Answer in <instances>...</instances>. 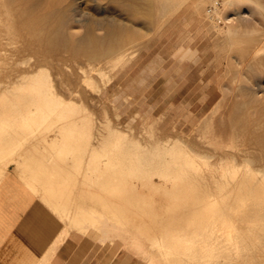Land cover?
<instances>
[{
    "label": "rangeland",
    "instance_id": "1",
    "mask_svg": "<svg viewBox=\"0 0 264 264\" xmlns=\"http://www.w3.org/2000/svg\"><path fill=\"white\" fill-rule=\"evenodd\" d=\"M150 1L151 8L149 0L135 8L134 0H0V80L42 74L22 89L0 85V176L9 162L17 174L54 184L51 194H61V205L54 211L36 194L39 207L59 228L72 227L67 245L78 253L76 264H151L122 234L113 240L98 232V219L114 227L148 221L162 250L181 264L200 251L192 238L219 235L236 245L247 231L249 244L227 249L218 263L247 264L250 256L249 264H264V217L257 214L264 194L250 199L248 191V199L243 189L222 187L238 173L205 169L212 160L205 156L243 147L235 122L239 103L251 96L240 89L264 86V49L254 57L251 41L264 31V0L225 2L214 19L206 11L215 8L210 0L203 11L197 0H170L166 8L160 7L166 0ZM66 6L79 7L84 19L70 21L66 35L86 34L87 20L113 21L125 32L121 51L92 61L62 51V59L44 60L39 50L46 52V44L37 40L48 30L42 21L53 14V22ZM91 32L103 36L106 30L94 24ZM31 93L39 103L31 104ZM180 156L196 157L194 172L192 162L188 168L193 177L187 166L182 171ZM81 213L93 233L72 226ZM34 224L35 233L46 232L39 220Z\"/></svg>",
    "mask_w": 264,
    "mask_h": 264
},
{
    "label": "bare ground",
    "instance_id": "2",
    "mask_svg": "<svg viewBox=\"0 0 264 264\" xmlns=\"http://www.w3.org/2000/svg\"><path fill=\"white\" fill-rule=\"evenodd\" d=\"M118 1L124 2L125 0H118ZM141 1H143V0H134L135 8H140V6H142ZM149 2L150 3L147 2L148 3L147 7L151 8L153 3L150 0H149ZM210 2H211V5H213L212 7H215V8L214 9L213 8L207 9L206 11H207L209 17L214 19V16H213L214 13H219L218 9H220V6H222L223 3H225V2L226 3H232L233 1L231 2V0H210ZM168 3H170V0H166V3H164L160 7L166 8ZM196 3H198L197 5L201 9V11H203L205 0H197ZM78 9H79V7L71 9L70 6H66V7L59 9V11L57 13V19H55L53 22H50V19H51L53 14L47 15L43 19L42 24L44 27L42 30H45V31H46V29H48V30L46 31V33L42 32L39 35L37 40L45 42V44H46V52H42L41 50H39L40 54L45 56L44 60H46L47 57L53 58L56 60L62 59L61 58V52L62 51L71 52L75 57H80L81 55L85 56L90 61L99 60V59H106L109 55H111L115 52L117 53V52L121 51V49L124 45V42H125V38H124L125 32H124L122 26H119V24L118 25L115 24L113 21L102 20V19L87 20L86 23L84 24L87 28L86 34L78 37L77 39H73L71 36L66 35L65 27L70 23V21L73 20V21H76L78 23H83V21H84L83 18H81L80 16H77L78 12H79ZM226 18H227V16H226ZM234 19L235 18H231V17L227 18V20L229 22H233V23H234ZM193 21L198 23L194 17H193ZM94 24H96L98 27H100L102 29H105L106 33L103 36H99V35L92 33L91 31L93 30ZM216 26H218V25H216ZM219 26H221V25H219ZM222 30L224 31V28L221 29V31ZM227 31H229V29H227ZM261 31H259V34ZM242 36L244 37V35H241V37ZM251 41L254 43L252 53L254 54V57H255V55L259 54L264 49V47L261 48V44L264 43V31L260 35H258V37L252 39ZM42 45H43V43H42ZM183 47H185V46H183ZM182 50H183V48H181V51ZM246 50L247 49L241 48V54H243V56H245V53L247 52ZM248 50H249V48H248ZM263 54H264V52H263ZM250 61H252V60H250ZM259 61L262 65H264V57L259 59ZM39 62L40 61H38L36 63V66L40 67ZM250 64H251V62H250ZM255 64H256V62H255ZM250 69H251V67H250ZM39 71H37L36 73H33L32 75L21 74V76L14 78V79H13V77L11 78L10 75L6 76L7 80H5V81L0 80V85H5V87H7V89H11L12 87H15L16 85L19 84L21 89L25 88V87H27L26 86L27 80H33V79L35 80V79L40 78V76L42 74H41V70H39ZM242 73H243V71H242ZM242 73H241V78H242ZM245 77H247V76H245ZM247 78L245 80H247ZM241 86H243V84ZM256 86H254V87H256ZM224 87H226V86H224ZM240 93L242 96H245V97L247 95L251 96V98H249L247 100H243V101H241V103H239L238 108L240 109V111L237 115L236 122H235L236 126H237L236 128H237L238 134H239V136L241 135L240 137H242L241 139H242L243 147H242V145H240L237 148V152H235V153L224 151L222 153H218L217 156H215V154H209L208 156L204 155L205 157H209V158L212 157V160H209L207 162V164L205 163L207 166L205 164L204 165H205V169H206V167L213 168V169H214V167H219V168L228 167V168H230L232 170V173L233 172L238 173L239 176H238V178L234 179V181H233V179L229 180V178L227 179V181L221 180V181H223V182H221L222 187L223 188L232 187V188H234L233 190L243 189V190H241V194L245 195V197L247 196L246 198H248V199H249V196H250V199L254 196H256L257 198L258 197L260 198V195L264 194V86L258 85V87L255 89H251L250 87H242L240 89ZM240 93L238 96H240ZM29 99H30L31 104L39 103V101L36 100V95L34 93H31L29 95ZM68 106L72 109L74 107V104L68 103ZM12 119H14V117H12ZM9 121H11V118L8 120V122ZM201 124L202 123H199L198 126L200 127ZM10 133H12V132L8 133V131H7V133H5V134H8V137H9ZM177 152H180V151H177ZM195 153L197 155H200V154H198V152H195ZM184 156L186 157V155H184ZM178 158L181 159V156L177 157V159ZM182 158L184 161L183 162L181 159L183 164L186 161V164L184 166H182V168H183L182 171L184 172V167L187 166L186 167L187 169L185 168L186 173H187L189 166L191 167L192 165H193L192 169L189 168V170L193 171V169H194L193 161L196 159V157L191 156L190 161H188V159H186V158L184 159V157H182ZM179 162L177 163L178 164L177 166L181 167ZM191 162H192V165H190ZM187 163L189 165H187ZM159 166L161 167V165H159ZM175 168H178V167H174V169ZM179 168L177 170H179ZM228 168H226V170ZM1 169L3 172L0 176V182L8 173H10L11 171H14V167L12 166V164H9V162H6L5 164H3ZM195 169H197L196 172H197V176H198V171H200V170L196 166H195ZM189 170H188V172H189ZM207 170H208V168H207ZM209 170H211V169H209ZM229 171H227L226 178H227V175L229 176ZM262 172H263V174H262L263 177L258 178L257 177L258 173L260 174ZM189 173H190V175L192 174L191 172H189ZM18 175L20 177L22 176L20 173H18ZM193 175H191V176L193 177ZM223 176H221V177L223 178ZM21 178L25 181V184L35 194H37L40 197V199H42L48 203H51L53 206H55L54 211H56V208H57L56 206L60 204L59 199L61 198V194H56V193L51 194L52 188L54 189V187H53L54 184L52 182L44 181L41 178H38L36 176L35 177H26V176L24 177V176H22ZM197 179H198V177H197ZM205 180H208V179H205ZM209 180H210V178H209ZM203 181L204 180H202L201 182H203ZM198 182H199V180H198ZM209 182H208V184H209ZM214 184H215V181H214ZM217 185H219V183H217ZM248 191H249V196H248V194L247 195L245 194ZM243 195H242V197H243ZM210 197L212 199L213 195L208 196V198H210ZM47 205H49L51 207L50 204H47ZM58 210H57V212H58ZM257 214L259 216L264 217V210L263 209L257 210ZM78 215L80 217H75V218L70 220L71 224H73L72 226L73 227L76 226L77 228L81 229L84 232H87V231L91 232V230H92L91 233H93L94 227L91 229V227L86 226L88 220L81 217V215H84V214L81 213ZM65 216L69 217L70 214L68 213ZM96 216H98V215H95L94 217L96 218ZM124 218L127 219L126 217H124ZM129 219H131V218H129ZM119 220H121V219H119ZM117 221H118V219H117ZM128 221L120 222L121 224L119 226L115 224V227H114L113 224L112 225L109 224L110 220L108 222L106 220L98 219L97 229H99L98 232L100 231L102 235H105L104 237H108V238L111 237V239H113V240H115V237L117 235L122 234L128 240V245H129L128 247H133L131 249L132 252L134 251L133 249H136L139 254L141 253L144 255V256H142V259H144V257H146L147 260H149L151 262V264H181L182 263V261H176V260L172 259L169 256V252L166 248L163 247L164 250L166 249V252L162 250V245L160 244V238L161 237L156 236V235H158L157 234L158 230L156 229V227H153L154 225L153 226L147 225L149 223L148 221H147L148 223L145 222L144 224L142 223L141 225H139V224L133 225ZM137 221H139V219H137ZM96 223H97V221H96ZM96 223H95V225H96ZM99 223L101 225H99ZM71 228L72 227H69V225L66 223L64 231H63V235H62V240L68 238L70 231H71ZM156 231H157V233H156ZM98 232H96V233H98ZM245 232H244V234H242L240 236V238L242 239V241H240V244H236V245L231 244L230 241L228 242V240H230L231 237L227 238V237H223V236H219V235H216V236L211 235V236H208L206 238H200V239L192 238L190 240V245L195 247V250L200 249V251L198 250L199 252H195L194 254L188 255L189 257H187V259L185 258L183 263H185V264H220V263H218L220 260L219 258L225 253V251L227 249L232 248V250H233V247H236L240 250V248H242V247L245 248L247 246V244H249L248 243L249 235H247V231H245ZM96 233H94V235L100 236V233H99V235ZM123 236L122 237L119 236V237L123 238ZM117 238H118V236H117ZM126 239H125V241H126ZM148 240L153 241L152 245H150L151 242L148 243L149 242ZM119 242H121V241H119ZM192 246L190 248H192ZM251 246H252V244H251ZM155 247L156 248L158 247V250H156ZM188 247H189V245H188ZM129 251H130V249H129ZM134 253H135V251H134ZM137 256H139V255H137ZM140 257H138V258H140ZM249 259H250V256H249ZM249 259L247 261V264H249ZM235 260H237V259H235ZM243 261L245 262V260H243ZM253 262H254V260H253ZM234 264H235V262H234ZM238 264H240V262H238Z\"/></svg>",
    "mask_w": 264,
    "mask_h": 264
},
{
    "label": "crops",
    "instance_id": "3",
    "mask_svg": "<svg viewBox=\"0 0 264 264\" xmlns=\"http://www.w3.org/2000/svg\"><path fill=\"white\" fill-rule=\"evenodd\" d=\"M18 176L11 171L0 182V264H76L78 253L62 240L65 226L40 209ZM35 220L46 232H34Z\"/></svg>",
    "mask_w": 264,
    "mask_h": 264
}]
</instances>
